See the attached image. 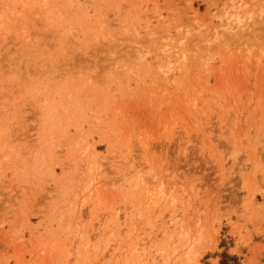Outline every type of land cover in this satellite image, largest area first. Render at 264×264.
Wrapping results in <instances>:
<instances>
[{
	"label": "rangeland",
	"instance_id": "1",
	"mask_svg": "<svg viewBox=\"0 0 264 264\" xmlns=\"http://www.w3.org/2000/svg\"><path fill=\"white\" fill-rule=\"evenodd\" d=\"M264 264V0H0V264Z\"/></svg>",
	"mask_w": 264,
	"mask_h": 264
},
{
	"label": "trees",
	"instance_id": "2",
	"mask_svg": "<svg viewBox=\"0 0 264 264\" xmlns=\"http://www.w3.org/2000/svg\"><path fill=\"white\" fill-rule=\"evenodd\" d=\"M230 260L236 261V258H231L230 256L226 255L224 261H222V264H229L228 261Z\"/></svg>",
	"mask_w": 264,
	"mask_h": 264
}]
</instances>
